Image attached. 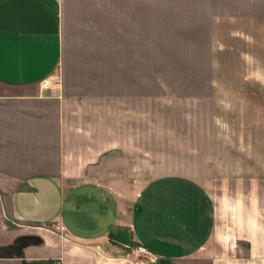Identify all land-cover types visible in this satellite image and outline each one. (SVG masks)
I'll return each mask as SVG.
<instances>
[{
	"label": "crops",
	"instance_id": "0c3cea01",
	"mask_svg": "<svg viewBox=\"0 0 264 264\" xmlns=\"http://www.w3.org/2000/svg\"><path fill=\"white\" fill-rule=\"evenodd\" d=\"M259 4L0 0V264H264L261 177L151 144L144 27L117 22L264 19ZM81 20L108 21L90 31L108 44H82Z\"/></svg>",
	"mask_w": 264,
	"mask_h": 264
},
{
	"label": "rangeland",
	"instance_id": "374dc122",
	"mask_svg": "<svg viewBox=\"0 0 264 264\" xmlns=\"http://www.w3.org/2000/svg\"><path fill=\"white\" fill-rule=\"evenodd\" d=\"M260 2L257 11H264V0ZM117 22L139 35L144 27L151 144H197L199 173L210 171L214 157L213 167L231 176L245 174L246 183L251 176L261 177L264 190V19ZM108 26L104 20H81V43L98 37L91 29L104 33ZM98 38L108 44V36ZM45 81L48 88L58 85L60 71ZM157 150L151 147V152ZM222 155L229 159L217 165ZM132 252L149 257L137 247Z\"/></svg>",
	"mask_w": 264,
	"mask_h": 264
},
{
	"label": "built area",
	"instance_id": "2783aa9c",
	"mask_svg": "<svg viewBox=\"0 0 264 264\" xmlns=\"http://www.w3.org/2000/svg\"><path fill=\"white\" fill-rule=\"evenodd\" d=\"M49 84H50L49 81H45V80H44L43 83H42V86L45 87V88H48ZM137 250H138L140 253H142V254H146V255L151 256L150 252H149L147 249H145L144 247H137Z\"/></svg>",
	"mask_w": 264,
	"mask_h": 264
}]
</instances>
